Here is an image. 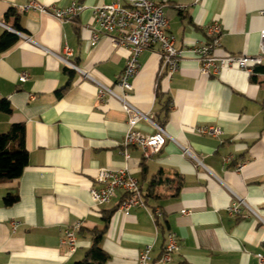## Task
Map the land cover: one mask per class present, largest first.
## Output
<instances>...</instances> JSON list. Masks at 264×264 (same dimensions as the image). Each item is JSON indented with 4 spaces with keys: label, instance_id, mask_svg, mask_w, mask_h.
<instances>
[{
    "label": "crops",
    "instance_id": "crops-1",
    "mask_svg": "<svg viewBox=\"0 0 264 264\" xmlns=\"http://www.w3.org/2000/svg\"><path fill=\"white\" fill-rule=\"evenodd\" d=\"M30 1L58 8L77 2L85 9L66 21L18 12ZM113 1L0 0V23L16 9L18 33L24 36L15 34L18 42L0 52V100L11 109L0 111V134L23 124L28 158L19 178L0 181V264L78 262L91 246L90 230L102 229L112 210L100 243L109 256L106 264H137L146 246L157 260L169 233L177 236L180 251L166 264H264L258 258L264 256V59L254 79L238 68L205 76L187 50L205 43V28L217 21L216 55H257L264 0H151L165 5L168 31L182 52L180 67L168 80L158 77L159 48L141 52L127 97L147 117L136 131L151 135L157 124L168 135L160 153L143 159L132 148L126 163L147 208L161 212L154 221L142 208L120 212L121 192L101 206L89 193L98 186L99 168L125 165L120 143L128 117L117 100L99 99L97 92L101 85L120 93L115 82L128 51L104 38L92 44L89 29L91 8ZM11 23L12 18L6 26ZM4 30L0 26V33ZM64 45L72 49L70 61L79 72L64 71L58 58ZM23 72L29 77L20 83ZM199 127L221 134L200 135ZM6 195L17 196V202L4 206ZM236 200L246 206L241 216L231 217L226 209ZM76 225V249L69 253L61 239Z\"/></svg>",
    "mask_w": 264,
    "mask_h": 264
},
{
    "label": "built area",
    "instance_id": "built-area-1",
    "mask_svg": "<svg viewBox=\"0 0 264 264\" xmlns=\"http://www.w3.org/2000/svg\"><path fill=\"white\" fill-rule=\"evenodd\" d=\"M164 4H157L151 0H114L105 5L91 8L92 23L89 26L91 32V43L96 44L101 38L107 39L112 47H123L128 51V58L125 67L115 82V86L120 90L116 93L111 88L99 85L97 96L102 99L105 95L117 100L128 117V128L120 143L121 155L125 165L118 169L99 168L95 175L97 187L89 190L92 202L97 205L109 203L117 194H123L118 210L126 214L132 208H142L154 221L159 217V209L149 210L145 204L138 181L132 177L126 163L130 159L129 150L138 149L143 159H148L160 153L166 143L168 135L164 129L153 124L155 132L151 135H144L135 130L139 120L147 119L145 114L133 107L127 100L132 89L131 80L139 69L138 57L141 52L150 50L157 46L159 48L160 67L158 77L166 80L179 69L182 59V52L175 46V39L168 31V21L164 15ZM85 7L77 2H72L66 8L56 6H45L35 1H30L26 6L21 7L18 12L37 11L43 14H50L58 21H66L75 18ZM259 15L264 16V8ZM0 26L8 31L24 37L12 28L0 23ZM206 42L200 45H191L187 49L198 64L201 75H216L223 69L238 68L245 70L249 74L254 73V69L262 65L264 59V30L259 33V49L255 56L216 55L220 49L221 26L217 21L212 22L205 28ZM73 51L67 45L62 48V53L58 57L66 68L80 71L70 58ZM85 77L87 74L82 73ZM29 75L20 73L19 82L27 81ZM196 131L200 135L218 136L221 131L215 127H199ZM188 153L187 149H183ZM229 158L225 161L227 162ZM246 206L243 201L236 200L227 207V213L231 217L241 216V207ZM186 211H182L185 214ZM16 224H13L15 226ZM67 228L63 232L61 245L69 253L76 249V236L74 229ZM151 246L144 247L137 255V264H166L171 261L173 254L180 251L177 236L174 233L167 235L166 243L161 255L157 260L151 258ZM259 261L264 263V256H258Z\"/></svg>",
    "mask_w": 264,
    "mask_h": 264
},
{
    "label": "trees",
    "instance_id": "trees-1",
    "mask_svg": "<svg viewBox=\"0 0 264 264\" xmlns=\"http://www.w3.org/2000/svg\"><path fill=\"white\" fill-rule=\"evenodd\" d=\"M4 24L7 25L8 20L12 18L10 28L17 32H21L19 25V16L16 9L11 8L5 14ZM19 38L14 33L4 30L0 33V52H5L13 47ZM66 72H70V69H64ZM259 68L254 69V73L251 75L254 79V74L261 72ZM63 88L57 92L61 95L67 88ZM0 111L9 114L11 109L9 103L6 100H0ZM25 127L23 124H12L9 130L3 134H0V181L14 180L21 176L23 170L27 166L28 158L27 152L24 146ZM159 176L155 177L151 184L158 182ZM182 179H179L178 186L182 185ZM18 200L17 196L6 195L3 199L4 206H11ZM113 214L112 211H108L107 215L103 217L104 227L102 229L90 230L91 246L85 252L82 260L73 264H106L109 256L101 248L100 243L105 234L109 220ZM264 247V245H263Z\"/></svg>",
    "mask_w": 264,
    "mask_h": 264
}]
</instances>
